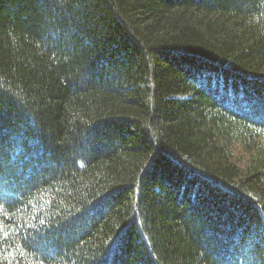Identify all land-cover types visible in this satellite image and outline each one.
<instances>
[{"label":"trees","instance_id":"obj_1","mask_svg":"<svg viewBox=\"0 0 264 264\" xmlns=\"http://www.w3.org/2000/svg\"><path fill=\"white\" fill-rule=\"evenodd\" d=\"M0 264H264V0H0Z\"/></svg>","mask_w":264,"mask_h":264}]
</instances>
